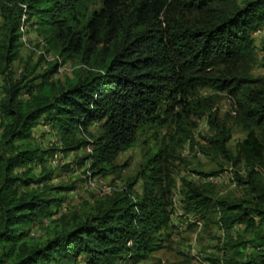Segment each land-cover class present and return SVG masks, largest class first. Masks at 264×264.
<instances>
[{"label": "trees", "instance_id": "trees-1", "mask_svg": "<svg viewBox=\"0 0 264 264\" xmlns=\"http://www.w3.org/2000/svg\"><path fill=\"white\" fill-rule=\"evenodd\" d=\"M94 2L98 7L90 8ZM23 16L34 20L44 48L55 54L49 60L42 55L45 69L33 76L11 69ZM263 22L264 0H0V264L146 259L171 225L169 157L189 138L187 119L204 115L214 130L206 151L243 165L245 174L237 175L243 193L213 196L205 185L184 180L180 205L200 217L216 209L222 227L242 224L252 237L244 258L232 251H242L239 240L220 247L214 262L264 264V74L251 72L252 34ZM66 62L80 69L65 81L53 78ZM203 88L230 97L233 120L246 132L235 151L227 145L230 130L212 112L217 95L201 96ZM41 120L64 147L36 141L33 130ZM164 126L174 127L172 143L147 150L124 188L52 219L65 200L60 193L75 186L50 183V154L89 147L77 161L88 163L84 175L119 176L116 157L144 128ZM138 179L142 192L135 198ZM43 218L51 219L45 238L28 240Z\"/></svg>", "mask_w": 264, "mask_h": 264}, {"label": "rangeland", "instance_id": "rangeland-1", "mask_svg": "<svg viewBox=\"0 0 264 264\" xmlns=\"http://www.w3.org/2000/svg\"><path fill=\"white\" fill-rule=\"evenodd\" d=\"M95 7H98V3L90 4V8ZM24 24L26 43L20 39L22 44L19 46V57L12 63V73H15L16 76L23 72L31 73V76L41 74L45 69V61L41 59L42 55L49 60L55 54L51 50L46 51L44 48V43L39 38L40 35L37 33L34 20L26 21ZM252 36L256 44V62L253 64L251 72L254 76H261L264 74V52H262L264 22ZM78 69L80 68L71 62L62 63L53 78L65 81L66 78H71L75 70ZM0 80L2 81L1 76ZM199 94L201 96L217 95L212 112H215L219 122L225 123L230 130L231 137L227 145L231 151H235L237 142L245 136L246 132L240 126H237L233 120L230 97L224 92L210 88L201 89ZM91 128L95 129L96 125L92 124ZM186 128L189 129V138L182 144H180V141L175 144V153L168 160V167L175 178L171 193V225L159 234L162 238L160 248L152 251L146 259L139 262H128L129 264H223L212 260L220 256L219 248L224 244H228V242L234 244L235 241L239 240H243L240 246L242 251H237L238 249L235 246L232 249L235 256L244 258L252 251V237L244 232L242 224L226 229L218 223V211L216 209L210 214L200 217L197 214L192 215L185 212L182 205H180L185 190L184 180L191 181L196 185H205L212 190L213 196L237 197L243 193V185L237 180V175L243 176L245 174L242 164L233 166L218 155L207 153V138L214 133L207 115L200 118L190 116L187 119ZM48 130H50L49 125H44L41 120L33 130L36 141L44 148L49 146L64 147V143L57 138L58 133L54 129L47 133ZM168 132H174V127L144 128L142 133L138 135L135 144L116 157L115 162L121 165L119 176L113 173L107 176L94 175L96 182L93 186L94 189L86 188L84 183L83 174L88 163L77 164L81 156L90 152L87 147L66 152L59 149L55 152L57 157H54L55 153L50 154L46 166L55 172L50 183L69 185L73 182L75 186L70 191L60 193L65 196V200L52 219L62 213L70 214L71 211L80 210L86 204H94L96 200H104L107 195L112 193L107 191L108 187L124 188L128 180L130 181L139 171L144 153L147 150L155 152L159 148L172 143ZM67 164V167H62ZM71 167L74 168V172H67ZM262 178L264 180V168L262 169ZM141 192L142 180L138 179L132 186V195L137 198ZM196 218H200L202 221L200 229L195 226L194 220ZM50 220L43 218L38 224H34L27 239L45 238L46 229L51 224Z\"/></svg>", "mask_w": 264, "mask_h": 264}, {"label": "built area", "instance_id": "built-area-1", "mask_svg": "<svg viewBox=\"0 0 264 264\" xmlns=\"http://www.w3.org/2000/svg\"><path fill=\"white\" fill-rule=\"evenodd\" d=\"M26 21H25V16H23L22 17V22H21V25H20V32H21V35H20V39H21V41L22 42H24V43H26V39H25V23ZM43 43V42H42ZM89 150H90V148L89 147H87ZM54 157H57V154L55 153L54 154ZM39 166V165H38ZM83 177H84V183L86 184V188H91V189H94V185H95V180H94V177H92L91 175H90V172L89 171H87V176L86 175H84L83 174ZM112 189H116V188H111V187H108L107 188V191H109V192H111L112 191ZM179 206V205H178ZM180 207V206H179ZM195 222V226L198 228V229H200V227L202 226V221H201V219L200 218H196L195 220H194ZM204 264H207V263H204Z\"/></svg>", "mask_w": 264, "mask_h": 264}]
</instances>
